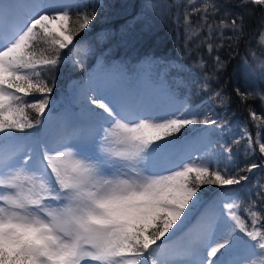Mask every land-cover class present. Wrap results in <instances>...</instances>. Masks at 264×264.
Wrapping results in <instances>:
<instances>
[{
    "label": "snow or ice",
    "instance_id": "snow-or-ice-1",
    "mask_svg": "<svg viewBox=\"0 0 264 264\" xmlns=\"http://www.w3.org/2000/svg\"><path fill=\"white\" fill-rule=\"evenodd\" d=\"M248 5L264 8V0H240ZM217 11L209 2L186 9L189 37L199 35L190 17L200 13L210 39L207 21ZM95 19L79 0H0V264H257L264 257V212L257 209L264 184L241 215V200L229 189L248 176L220 167L207 131L224 125L200 119L187 101L149 110L143 95L110 72L92 79L86 119L42 140L15 135L41 124L53 91L47 73L66 49L81 62L88 49L73 42ZM215 27L221 38L225 29L229 39L245 34L242 15ZM257 41L264 49V22ZM260 67L264 77V60ZM235 91L242 103L256 96L264 102V93ZM212 98L226 99L220 91ZM249 115L264 124L257 112ZM196 124L205 126L204 153L176 162V144L167 138ZM244 137L264 155V133L254 141L245 129ZM203 185L225 189L229 199L204 207Z\"/></svg>",
    "mask_w": 264,
    "mask_h": 264
},
{
    "label": "trees",
    "instance_id": "trees-1",
    "mask_svg": "<svg viewBox=\"0 0 264 264\" xmlns=\"http://www.w3.org/2000/svg\"><path fill=\"white\" fill-rule=\"evenodd\" d=\"M79 2L88 11L94 10L96 13V19L89 28L81 32L73 42L78 48H87L88 51L79 57V64L69 61V58H77L74 52L66 49L61 53V63L47 73L53 91L49 97L48 109L39 118L41 124L15 135L39 129L46 114L59 116L62 121H69V124L76 123L80 120L79 113L88 114V108L69 92L68 86H79L93 78L100 79L110 72L117 73L124 85L132 86L136 90L143 87L139 82L142 75L153 76L157 72V75L160 74L158 80L155 79V74L151 81L153 86L150 85L148 91L154 90L155 86L158 90L171 93L176 99L196 105L194 110L200 119L218 122V113L214 115L216 110L221 111L223 117L230 115V120L238 119L243 122V127L252 134L254 141L258 130L264 133V124L260 120L253 121L249 115L251 109L264 119V102L256 96L242 103L235 91L239 88L242 92L264 93V77L260 75V61L264 60V49L257 41L258 29L264 22V8L254 5L240 7V0H194L192 4H189V0H101L100 4H97V0ZM205 2L218 9L207 21L214 25L212 37L208 38L209 30L204 26L200 13H195L190 21L199 35L192 34L190 38L184 20L185 11ZM235 15L243 16L245 34L239 40L229 39L232 32L225 29L224 37L221 38L215 25L221 19L230 20ZM209 43L213 48L211 53L208 50ZM217 56L223 64L219 70ZM249 66L259 69L250 74L247 69ZM205 83L209 86L208 91L204 90ZM215 91L223 94L226 98L224 103H218L212 98ZM39 98L36 94L26 99ZM209 106L215 111L209 110ZM93 110L96 111L95 108ZM29 115L33 119L37 118L32 110H29ZM204 128V125L196 124L192 130L183 129L169 137V140L176 141L177 149L182 148L190 142V136L198 140L204 134L201 131ZM61 131L62 125H58L55 134ZM207 131L216 146L215 153L219 152L222 159L226 154L224 149L231 148L230 156L234 161L229 174L248 176L247 181L230 187V191L239 196L241 215H244L243 208L256 198L250 193H254L260 184H264V160L259 155L258 146L253 143V152L248 155L243 151L244 140L240 139V142L235 143L229 138L222 139L215 126ZM253 163L258 166L262 164V167L251 172L239 171L247 169ZM222 190L217 185H203L198 194L202 197L212 194L217 203ZM257 209L264 212V204L257 203Z\"/></svg>",
    "mask_w": 264,
    "mask_h": 264
},
{
    "label": "rangeland",
    "instance_id": "rangeland-1",
    "mask_svg": "<svg viewBox=\"0 0 264 264\" xmlns=\"http://www.w3.org/2000/svg\"><path fill=\"white\" fill-rule=\"evenodd\" d=\"M100 3H101V0H97V4H100ZM71 63H74V60H72ZM247 69L249 70L248 72L251 74V73H254V70L258 71L259 68L256 66H249V67H247ZM156 73L157 72H154L153 76L142 75L139 82H141L143 87H146V89L148 87H150V85L152 87L153 86V83L151 82L152 77H154V75ZM159 75L160 74L158 73V75L155 78L156 80H158L157 77ZM100 79H102V78H100ZM176 79L177 78L175 77V80ZM91 84H92L91 80L87 81L86 83L79 85V86H77L75 84H71L70 86H68V90H69V92H72L75 97H78V100L80 103L84 104L87 107V106H89L88 96L96 94L95 92H93L91 90ZM124 86L126 88H128L130 91L134 92L130 86H128V85H124ZM136 93L140 94L141 92L136 91ZM141 95H143L145 97L148 104L151 103L152 106L149 105L150 110H152V109L159 110V109H164V108L170 107V106L178 107L179 102L185 101V100H178L175 97H173L171 95V93H168L167 91H164V90L163 91L158 90L155 86H154V91L151 90L149 92H144V93H141ZM187 103L194 110V107H196V105H191L189 102H187ZM91 107L94 108V106H91ZM208 109L212 110L213 112L215 111L212 108V106H209ZM96 111H99V110L96 109ZM215 113H218V115H219L218 116V123L224 125V128H222V129L216 128L218 135L222 139L229 138L231 140H235V139L239 138V139H237V140H239V142L241 141L240 139L244 140L243 151H245V153H247L248 155L252 154L253 146L249 147L248 140L246 137H244L245 128L243 127L244 126L243 122H240L238 119L230 120V115L223 117V115L221 116V114H222L221 111L219 112L216 110L214 112V115H215ZM169 114H171V113H169ZM87 117H88V114H85V116H81V119H86ZM220 120H221V122H219ZM60 123L61 122L58 120L56 115L46 114V116L43 120L42 126L39 129L33 130L31 132H26L23 135L19 134L17 136H28L29 134H38L36 136V138L42 140L45 136H52L53 133L55 132V126L60 124ZM62 125L65 128L67 125H69V122H65ZM186 128L192 130L194 128V125H189ZM186 128H183V129H186ZM183 129H181V130H183ZM199 138H201V139L197 141V139H194L193 136H190V138H189L190 142L188 143V145L184 149H182L181 151L176 153V155H175L176 162H179L181 160H187L189 158L198 159V157L204 153L207 141L204 139V134H201L199 136ZM167 139L169 140V137ZM162 142L163 141H161V143ZM176 146H177V144H176ZM214 146H215L214 142L212 141L211 152L216 155L217 161L219 162L220 167L222 169L228 168L230 170L232 168V165H233V161H234L233 158H231V156L227 152L224 151V154L225 153L226 154H225V158L222 159V157L219 156L220 155L219 152L215 153L216 147H214ZM258 150H259V148H258ZM179 155H180V158H179ZM259 155L264 160V155H262L260 152H259ZM258 167L259 168L262 167V164L259 165ZM225 191H226L225 189L222 190V192L218 198L217 203H221L222 201L229 199L228 196H225L223 194ZM229 191H230V189H229ZM198 195H199L200 201L204 207H207L210 204L216 203L215 199L213 200L212 194H208L207 196H204V197H202L200 194H198ZM215 198H216V196H215ZM199 211H203V208H201ZM256 261H257V264H264V257L257 256Z\"/></svg>",
    "mask_w": 264,
    "mask_h": 264
}]
</instances>
